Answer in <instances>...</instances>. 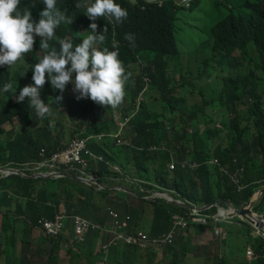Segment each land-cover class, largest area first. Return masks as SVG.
Instances as JSON below:
<instances>
[{"label":"clouds","instance_id":"1","mask_svg":"<svg viewBox=\"0 0 264 264\" xmlns=\"http://www.w3.org/2000/svg\"><path fill=\"white\" fill-rule=\"evenodd\" d=\"M75 2L0 0V264H264V0L219 1L199 86L173 57L200 0Z\"/></svg>","mask_w":264,"mask_h":264},{"label":"rangeland","instance_id":"2","mask_svg":"<svg viewBox=\"0 0 264 264\" xmlns=\"http://www.w3.org/2000/svg\"><path fill=\"white\" fill-rule=\"evenodd\" d=\"M219 1L200 0L199 5L192 10L178 9L176 12V38L180 53L173 57V62L178 69L191 74L197 86L201 83L199 77L204 71L213 74L217 81L218 58L213 57L211 47L206 42L212 28L229 13L228 6ZM155 55L154 52L142 53V56L149 58ZM115 149L119 150L120 147L115 146ZM218 246L216 244L212 251H216Z\"/></svg>","mask_w":264,"mask_h":264},{"label":"trees","instance_id":"3","mask_svg":"<svg viewBox=\"0 0 264 264\" xmlns=\"http://www.w3.org/2000/svg\"><path fill=\"white\" fill-rule=\"evenodd\" d=\"M73 2L75 5V13L80 14L81 11L78 7H76L75 0H66V3ZM81 23L84 26L89 27V25L93 22L88 19L87 16H82L80 19ZM95 23H100L95 21ZM120 32H122L125 36L126 33H133L137 34L139 37V45L141 47L144 46H152L155 48L158 56L160 57V64H164L165 62L171 60L172 53L176 51V46L173 43H170L165 38L164 28L157 26L150 18L147 19L142 14H136L133 18L128 22L118 26ZM102 27H98L97 31H102ZM110 32V27L108 33ZM163 50V52L161 51ZM145 131V130H143ZM136 146H146V143L142 138L139 136H135V143ZM125 153L128 155L134 154L136 152L142 151L137 148L129 147L128 145L125 146ZM148 156L142 154L141 156L137 157L138 164H143L144 166H148Z\"/></svg>","mask_w":264,"mask_h":264}]
</instances>
